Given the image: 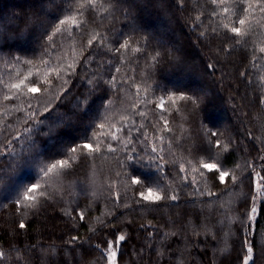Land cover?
Wrapping results in <instances>:
<instances>
[{"label":"trees","instance_id":"obj_1","mask_svg":"<svg viewBox=\"0 0 264 264\" xmlns=\"http://www.w3.org/2000/svg\"><path fill=\"white\" fill-rule=\"evenodd\" d=\"M83 2L0 0V251L6 253L0 264H108L110 243L116 264H242L249 246L250 264H264V195L254 225L250 221L254 177H264V53L259 51L264 14L254 5L251 30L241 38L221 24L227 16L235 22V15H213L222 7L239 12L238 4L98 0L94 10L85 8L81 15ZM69 16L80 26L60 25ZM93 33L104 39L88 50L95 59L85 64L80 53ZM125 41L141 51L109 50ZM157 52L158 63L152 59ZM29 60L32 64L24 63ZM61 60L83 66L64 77L67 84L55 77H49L51 85L41 83L47 73L43 62L51 67ZM29 71L40 93L5 86ZM113 76L115 87L105 83ZM137 86L147 91L138 97ZM181 95L203 101L199 108L178 99L168 102L169 96ZM160 97L162 113L156 108ZM140 100H151L139 107L146 108L152 123L163 115L171 129L159 133L148 127L164 136L159 147L171 145L170 152L160 153L165 157L160 170L145 154L151 140L143 150L135 144L133 152L107 138L109 125H119ZM84 143L98 144L100 151L88 154L80 148ZM108 143L117 151H107ZM69 157L71 167L43 183L40 168ZM189 160L197 167L200 161L218 163L230 176L221 183L206 169L204 177L181 173L180 164L187 168ZM132 176L146 177L145 185H130ZM192 176L199 183H190ZM34 183L48 192L40 197L37 191L38 203L25 207L23 194ZM157 185L177 200H140L137 189ZM120 235L124 241H118Z\"/></svg>","mask_w":264,"mask_h":264},{"label":"snow or ice","instance_id":"obj_2","mask_svg":"<svg viewBox=\"0 0 264 264\" xmlns=\"http://www.w3.org/2000/svg\"><path fill=\"white\" fill-rule=\"evenodd\" d=\"M210 3L213 5H216L217 7H221L222 5H228L230 3L232 4H238L243 6L239 12L235 8H230V7H222L220 13H216L215 10L213 11V15H225L231 12L232 15H235L237 17L236 21H232L231 16H227V21L228 22H221L222 27L224 29L229 30L231 33H233L236 37H245L249 34V31L251 30V23L249 20V17L252 15V9L255 6H258L259 12L264 14V0H210ZM98 6V0H84L83 3L79 5V12L82 15L83 10L85 8H88L89 10H94ZM69 21L73 23L74 25H77L78 27L80 26L79 23L77 22L75 16H69L64 20L60 21V25H65ZM30 22V18H29ZM238 24L239 26H233V24ZM245 25H247V29H245ZM62 31L61 27L57 26L55 29V32L58 34ZM215 31V29H214ZM49 41H52V37L49 36ZM103 37L99 35V33H93L90 35V37L87 40L86 45L84 48L81 50V58L83 59L85 64H90L95 57L91 52H88L89 49H91L94 45L96 44H101L103 42ZM239 42V41H238ZM131 50L132 52H140L141 49L139 47L132 48L131 47V42L125 41L124 43L120 44L118 47L115 49H109L110 51H114L117 54H121L122 50ZM259 51L261 53H264V47L259 48ZM0 52H2V48H0ZM88 52L87 56H84L83 53ZM45 55H47V52H45ZM160 53L157 52L155 56L152 57L153 61L159 62L158 57ZM16 62L19 63V57L16 58ZM26 64H32V61H24ZM45 67L47 68V73L45 75V79L41 81V83L44 84H52V80L49 79V77H55L57 81H62V84H67L68 79H70L73 75H76V68L77 66H83L80 64L79 61H74V62H64L61 60L59 63H57L55 66H48V62L44 61ZM117 73L120 72V68L117 67L115 69ZM32 73L29 71L28 76H24L22 79H19L18 82L12 83L10 85H5L6 87L9 88V90H17V92L21 88H26L27 93L29 94H37L40 93L41 88L38 86V83L35 79L30 80L29 76H31ZM95 75V74H94ZM64 77H68V79H64ZM102 79V78H101ZM126 82V81H124ZM109 86L115 87L116 86V77L113 76L111 77L108 81H105ZM123 83V82H122ZM62 86V85H61ZM141 91H147L146 88H141V86H137V96L139 97ZM16 94V93H14ZM4 100H9L10 97L5 94L3 97ZM168 102L170 104H175L176 100H181L186 103H190L192 106L199 108L200 104L203 101L202 97H197L194 95H181L179 97H173L169 96ZM87 102V98H85V103ZM261 102L264 103V97L261 98ZM111 103V101L109 102ZM149 103H152L151 100H140L138 103H134L131 108L133 111L128 112L127 115L121 117V123L119 125H109L110 131L107 133V138L112 141H116L118 144H123L125 148H128L129 151H135L134 145L139 143L142 145V150L143 146H147L151 140V150L150 152L146 151V155H149L153 161L157 162V169H161V165L158 163L159 161H162L165 159L164 156L160 155L161 152H164L165 150H168L170 152L171 145L169 144L166 148H161L157 144V141L163 142L164 136L163 135H156L152 132L148 131L149 125H151V128L154 130H157L159 133H164L167 131H170L171 129L169 128V124L167 121V118L161 115L159 119L156 120L155 123H152V121L149 120L148 118V112L146 108H140V104H144L145 106ZM156 108H159L161 110V113L166 111L165 108V100L163 97L158 98V101L156 102ZM154 111V110H153ZM134 117H139L141 122L137 123V120ZM107 120V117L105 118ZM143 121H148V124H145ZM161 121L163 122L161 126ZM101 130L105 128V124L101 123L98 126ZM212 137L218 136V133L215 131H209L208 133ZM215 146L217 148L221 147V143L219 140L215 141ZM107 151L109 152H116L117 149L113 147L111 143L107 144ZM223 147L227 148V145H223ZM82 150H87L88 154H93L98 151H100V146L93 145L92 143H84L83 145L80 146ZM123 150V149H121ZM73 153L76 152V149L73 148L71 149ZM137 155H139L137 153ZM130 158V157H129ZM71 157L68 159H63V160H57L55 163L49 164V165H44L40 168V172L42 173L41 180L43 183H48V180L50 179V174H59V170H63L65 168L71 167L70 164ZM172 163H176V161H172ZM188 167L186 168L183 163L180 164L179 171L181 173H198L200 177H204L205 173L202 171V169H206L208 172L212 173L215 172L218 175L216 176L217 179L221 183L225 181L226 177L230 176V173L227 171L222 170L221 166L218 163H209V162H199V167L196 166L191 160L187 161ZM232 180L235 181L237 178L235 175L231 176ZM146 177L141 178L137 176H132L130 177V185H136V186H144L146 182ZM185 181H188V175H185L182 177ZM264 180V177L261 178ZM2 180V178H0ZM190 183L196 184L199 183L196 180L195 176H192V179ZM42 189V184L40 183H34L30 187L26 189V191L23 194L24 201H28L29 203L24 205L25 207H33L35 206L36 203H38V200L40 197H45L46 193L48 192L47 188ZM37 191H40V197H37L35 193ZM138 195L140 197L141 201L148 202V203H157L161 200L164 199H170V200H177V195L173 193L166 192L163 188H161L159 185L156 187H151L147 186L144 188V191H139L137 189ZM197 192H199L201 195H204V191H202L200 188H197ZM211 195V193H207ZM17 203H21V201H17ZM252 213L256 212L255 208L251 209ZM80 219H84V214L80 213ZM20 228H24L25 225L23 222L20 223ZM73 239H76L75 237ZM125 236L120 235L118 237V241H124ZM113 244L110 243L107 252V256L105 257L108 259L109 264H113V259L116 257V252L112 251ZM248 256L246 258H243L242 264H249V261L252 260V247L249 246L247 248ZM6 257V253L3 251H0V260H3Z\"/></svg>","mask_w":264,"mask_h":264},{"label":"rangeland","instance_id":"obj_3","mask_svg":"<svg viewBox=\"0 0 264 264\" xmlns=\"http://www.w3.org/2000/svg\"><path fill=\"white\" fill-rule=\"evenodd\" d=\"M254 183H255V196L253 198L252 208H255L256 212L255 213L250 212V221H251L252 225H254V222L256 221L257 213H258V207H259V204H260L261 200L263 199V195H264V191L262 190V180L259 177V175H255ZM108 250H109V248L107 249L106 253L108 252ZM111 250L116 252L115 247H112ZM251 255H252V253H251ZM247 256H248V252H247V255L245 256V258ZM115 258L113 259V264H116ZM251 261H249V264L251 263ZM108 264H109V261H108Z\"/></svg>","mask_w":264,"mask_h":264}]
</instances>
